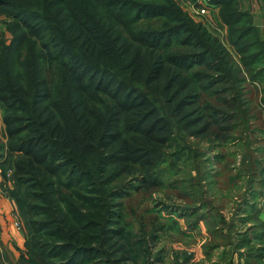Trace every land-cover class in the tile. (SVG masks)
<instances>
[{"label": "trees", "instance_id": "1", "mask_svg": "<svg viewBox=\"0 0 264 264\" xmlns=\"http://www.w3.org/2000/svg\"><path fill=\"white\" fill-rule=\"evenodd\" d=\"M210 1L237 60L175 0H0V167L24 236L13 264H164L155 247L174 231L227 234L264 264V41L237 0ZM189 137L245 178L230 220L194 193L204 155Z\"/></svg>", "mask_w": 264, "mask_h": 264}, {"label": "rangeland", "instance_id": "2", "mask_svg": "<svg viewBox=\"0 0 264 264\" xmlns=\"http://www.w3.org/2000/svg\"><path fill=\"white\" fill-rule=\"evenodd\" d=\"M193 1V0H192ZM191 1V2H192ZM177 4L181 6L183 11L187 13L189 16L194 18L196 21L202 23V25L208 30V32L221 44L223 48H225L231 55L232 57L237 60L238 55L234 51L233 47L231 46L229 40H228V29L227 26L224 24L222 21L218 8L214 10V15H205V14H197L194 9L192 8V4H190L189 0H175ZM1 19V18H0ZM0 32L3 34L5 38H9V33L8 30L6 29V25L4 24V21H1L0 23ZM264 41V40H263ZM1 115L2 111L0 109V124H1ZM264 129V126L262 127ZM191 140L193 143H190V146L197 150V151H202L203 156H200V159L198 160H192L190 161L192 163V167L190 166L191 173L194 177V183L192 184V188L195 190V194L198 196H202L204 198L210 199L214 207L211 209L209 208V213L210 216H213L216 218L218 214L224 216L225 220H230L232 213L235 210V205L239 201V198L241 194L244 192V186H245V178H239L238 181H234L233 175H235L237 172H234L233 170L230 171L232 174L227 173L226 170H222V164H218L215 161H213V153H210V150L205 151V148L207 147V143L203 142V140L197 141V138L194 137H189L188 140ZM198 143V144H194ZM258 143L257 141H254L252 143V147H254V144ZM244 146V145H242ZM234 152H236V156L234 159V164L236 166H240L241 162V156L244 153V150L237 147H231ZM244 148V147H243ZM245 149V148H244ZM219 152L218 150H214V153ZM207 155L211 158L210 161H205ZM228 159H231L228 158ZM197 161L202 162V166L198 169L195 168V165ZM189 163V162H188ZM190 164V163H189ZM232 165V167L234 166ZM182 166V165H181ZM231 167V164H230ZM234 168V167H233ZM243 168V167H242ZM232 169V168H231ZM221 171V172H220ZM209 172H212L215 174L214 178H207V175ZM217 172H220L219 174ZM204 174V176H202ZM245 174V173H243ZM230 177L232 182H236L238 184L239 189L234 190L231 189L229 191L226 190L228 188L229 183L224 182L226 178ZM245 176V175H244ZM215 182H219L220 187H216L214 185ZM0 197L4 199V202H0V220H9L10 223L6 222L7 226L12 225L13 230L17 231L23 236V231L21 228L17 229L15 228L14 221L16 220L14 212L16 211V203L15 199L12 197L10 194L11 191L13 190V184L12 180L10 178V169L9 168H2L0 167ZM222 187V189H221ZM189 189H191L189 187ZM195 194H191L195 195ZM154 201L160 205V202H165L167 204L169 203H177L178 204H185L183 200H180L179 198H173L172 200H169L164 196L163 193H155L153 194ZM6 199L10 201L9 203L6 202ZM17 216V215H16ZM261 218L264 221V211L261 213ZM18 220V218H17ZM181 226H183V221H181ZM235 226L233 228L231 227H223V231L231 234L234 233L236 229H239L238 222L236 223L234 221ZM221 227V225H219ZM218 226V227H219ZM222 226H225L223 224ZM202 231L204 232V225L202 223L201 226ZM1 231V229H0ZM233 232V233H232ZM171 235L173 236L171 238H162L156 245V249L160 248L163 250V258H164V264H245V258L243 257L245 255H242L241 257L238 255V252L236 249L233 248L231 245V238L229 239L227 234H225L224 237L219 236L216 237L214 240L212 237V241H217L215 244H217L216 247H212L210 250L206 248L205 246H212L213 244L210 243L211 240H205L202 238V234H197L194 233L192 236H185L183 237L182 235L176 233V231L172 232ZM168 237V236H167ZM20 239L22 237H19ZM24 238V236H23ZM233 240H235L234 237H232ZM255 247L261 246L263 244L259 242H254L253 243ZM8 244L3 243L0 240V264H13V262L16 261L19 251L18 249H23V242L19 245L18 247H11L9 248L7 246ZM15 249V250H14ZM11 250V251H10ZM15 251V254L14 252ZM243 252V251H242ZM186 259V262L184 259ZM188 261V262H187ZM231 262V263H229ZM257 264H262V263H257Z\"/></svg>", "mask_w": 264, "mask_h": 264}, {"label": "crops", "instance_id": "3", "mask_svg": "<svg viewBox=\"0 0 264 264\" xmlns=\"http://www.w3.org/2000/svg\"><path fill=\"white\" fill-rule=\"evenodd\" d=\"M239 9L247 12L252 19L253 26L257 29L258 34L262 40H264V2H262V5L259 6V4L256 5L254 0H237ZM0 202H4V199L0 197ZM6 202L9 203L10 201L6 199ZM11 207V205H10ZM10 223V221L6 220H0V240L8 244L7 246L9 248L11 247H18L17 245L21 244L24 241L23 236L15 230H13L12 225L6 224ZM19 237H22L21 239ZM15 250V249H14ZM11 251V250H10ZM15 254V251H13Z\"/></svg>", "mask_w": 264, "mask_h": 264}, {"label": "built area", "instance_id": "4", "mask_svg": "<svg viewBox=\"0 0 264 264\" xmlns=\"http://www.w3.org/2000/svg\"><path fill=\"white\" fill-rule=\"evenodd\" d=\"M254 1H255L256 5L259 4V6H261L262 2H264V0H254ZM189 3L192 4V8L199 15L200 14H205L207 16L214 15V10L217 9L216 6L211 4L210 0H193L192 2L190 1ZM0 190H1V187H0ZM13 223L15 225V228H17V229L20 228V225L17 222V220H15Z\"/></svg>", "mask_w": 264, "mask_h": 264}]
</instances>
